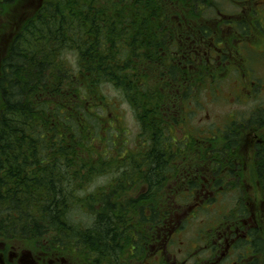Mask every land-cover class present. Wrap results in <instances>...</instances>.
<instances>
[{
  "label": "trees",
  "instance_id": "trees-1",
  "mask_svg": "<svg viewBox=\"0 0 264 264\" xmlns=\"http://www.w3.org/2000/svg\"><path fill=\"white\" fill-rule=\"evenodd\" d=\"M20 3L28 15L0 42V241L124 264L242 186L246 134L264 217V104L191 124L264 39L257 0H0V17ZM123 104L137 149L118 124ZM228 207L205 227L254 223L236 244L264 254L246 200Z\"/></svg>",
  "mask_w": 264,
  "mask_h": 264
},
{
  "label": "rangeland",
  "instance_id": "rangeland-1",
  "mask_svg": "<svg viewBox=\"0 0 264 264\" xmlns=\"http://www.w3.org/2000/svg\"><path fill=\"white\" fill-rule=\"evenodd\" d=\"M231 5H235V3H231ZM231 5L225 4V7L228 10H233L234 7H232ZM257 5L259 6L260 10L261 8L263 9L264 0H257ZM12 10L11 12H14L13 14H11L10 12H5L0 17V20L2 19L0 21V42L6 34H13L20 21L24 20L28 15L25 11V6L22 3L18 4L15 9L13 11ZM261 13H263L262 10ZM12 18H15L17 20L11 26L8 24V20ZM250 45L253 51L250 52L249 49L248 54H245L248 58L247 61L242 59L244 63L241 69V71L243 72L242 75H238L236 70L230 69L226 75V79L219 82L217 88L213 91V95L216 94V97L213 96V98H211L210 92H205L204 95H202L205 99V106L203 109H201L200 111L198 110L193 114L191 124L202 122V119H205V128L207 127V124L209 126H213L214 124L220 125L232 114H240L242 116H246L255 106H257L258 104H264V39L256 41L255 43H250ZM3 46L4 45L1 43L0 48L3 49L5 47ZM229 67L233 68L232 63L229 64ZM110 95H117L118 97V94L116 92H113V90H110ZM117 113V119L120 121V123L118 124L124 129L125 138L127 139L129 146L137 149L138 142L140 141L139 127L133 117L131 110L129 109V107L123 104L117 109ZM228 120L231 121V119ZM262 131H264V128ZM252 136H250L249 134L245 135V144L242 145L241 148V160L243 159V163L241 164L242 186H237L238 188L235 192H228L229 194L225 196L224 199H221L222 197L217 199L216 206L201 211L197 216L196 224H194L192 228H190L191 230H188L190 231V233H196L197 230L200 231L201 227H205V225L217 222L216 219H214V216H217V214H221L223 206H227L228 204V209L231 208L233 210L236 199L243 198L248 203L251 213L256 216L257 223L260 224L262 234H264V217L261 215L262 208L260 203V188L257 180L254 177L252 169L251 145L253 144V139L255 138L253 134ZM105 181L106 177L97 178L96 181L93 182L92 188L94 189L97 185L102 184ZM77 219L80 220V224L89 223L88 217L77 216ZM205 228L208 229L209 226H206ZM185 237L188 238V236ZM192 244L195 245L201 243H198V239L195 238ZM196 248L197 252L199 253L201 249L197 245ZM203 249L206 250V248ZM197 252L196 255H198ZM206 255L207 252L199 253L200 257ZM257 257L258 258H256V262L255 258L252 259L254 261V264H264L263 257Z\"/></svg>",
  "mask_w": 264,
  "mask_h": 264
},
{
  "label": "flooded vegetation",
  "instance_id": "flooded-vegetation-1",
  "mask_svg": "<svg viewBox=\"0 0 264 264\" xmlns=\"http://www.w3.org/2000/svg\"><path fill=\"white\" fill-rule=\"evenodd\" d=\"M253 226L254 223L246 224L243 229L239 223L230 221L200 230L199 235L196 234V236L178 227L164 236L157 245H151L142 256L128 251L125 253L127 260L119 258L118 262L124 261V264H254L252 259L258 258L257 256L263 257L264 254L256 255L250 251L249 244L242 246L243 248L236 244L239 238L248 237L246 234ZM195 238L201 244L193 245ZM22 245L21 242L9 244L7 240H1L0 264H97L95 261L90 262L75 255L66 257L51 251L52 249L49 251L29 249V251ZM196 245L201 249L199 253L207 252V255L200 257ZM102 264H109V262L105 260Z\"/></svg>",
  "mask_w": 264,
  "mask_h": 264
},
{
  "label": "clouds",
  "instance_id": "clouds-1",
  "mask_svg": "<svg viewBox=\"0 0 264 264\" xmlns=\"http://www.w3.org/2000/svg\"><path fill=\"white\" fill-rule=\"evenodd\" d=\"M85 226H90V222H89V224H86Z\"/></svg>",
  "mask_w": 264,
  "mask_h": 264
}]
</instances>
